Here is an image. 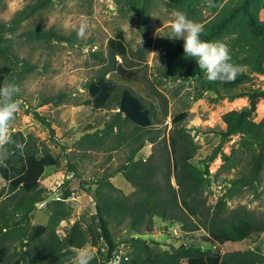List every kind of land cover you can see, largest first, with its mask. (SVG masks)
<instances>
[{
    "label": "rangeland",
    "instance_id": "1",
    "mask_svg": "<svg viewBox=\"0 0 264 264\" xmlns=\"http://www.w3.org/2000/svg\"><path fill=\"white\" fill-rule=\"evenodd\" d=\"M37 1L0 0V45H7L14 55L16 68L27 65L18 78H12L21 87V107L12 129L28 136L26 163L39 181L25 190L0 175V189L5 188L0 197V241L5 247L0 264H30L34 253L39 255L40 264H50L53 256L58 264H67V258L81 248L93 255L91 264H104L107 246L99 234L96 189L101 181H109L102 191L111 198H136L133 193L137 187L126 172L130 173L131 160L147 159L153 152L158 170L171 167L170 186L189 218L166 220L156 215L151 232L142 226L140 238L152 249L153 263L145 260V249L132 240L139 234L128 226L129 218L121 215L114 219L111 226L119 264H186L184 259L173 257L174 249L183 243L219 255L223 264L263 263L264 161L259 173L254 172V149L242 146L241 135L233 134L207 162L221 140L220 131L226 128L223 115L250 107V99L220 97L212 90L196 98L200 82L193 66L198 62L186 57L184 44L180 45L183 39L168 38L173 10L207 28L227 0H213V8L207 6V0H51L29 18L17 21L21 11ZM251 6L264 20V0H255ZM81 23L90 26L85 39L77 38ZM157 29H161L158 35ZM120 31L128 49L125 54L110 45ZM225 31L218 40L209 42L234 45ZM6 33L10 39L5 38ZM4 64L7 58L0 50V67ZM246 71L250 80L243 88L264 89V73L247 67ZM98 77L116 86L114 100L105 109H94L90 103L87 86ZM124 87L151 109L154 124L141 138H136L130 123L108 126ZM35 111L46 122L39 120ZM181 113L187 116L176 123L174 117ZM250 118L256 123L264 119V96L256 100ZM178 128L193 139L187 151H181L177 144ZM150 135L156 140L148 139ZM135 138L146 141L132 159L139 146ZM254 147L260 150L258 145ZM163 152L169 158L163 159ZM182 154H191L190 161L201 169L207 163L209 166L210 183L196 198L182 195L174 175ZM225 156L232 160L226 162ZM164 175L157 173L158 182L168 186ZM230 179H240L241 185L229 190ZM67 190L71 195L65 198ZM170 203L168 199L163 202L166 206ZM37 225H45L47 230L35 237ZM242 228L247 234L236 241L221 243L212 235L223 232L236 236ZM131 258L136 262L131 263Z\"/></svg>",
    "mask_w": 264,
    "mask_h": 264
},
{
    "label": "trees",
    "instance_id": "2",
    "mask_svg": "<svg viewBox=\"0 0 264 264\" xmlns=\"http://www.w3.org/2000/svg\"><path fill=\"white\" fill-rule=\"evenodd\" d=\"M49 1L51 0H38L34 5H27L21 11L17 21L20 22L29 18L36 11L43 8ZM143 1L145 2L146 0ZM184 1L190 2L192 0ZM254 1L255 0H227L218 16L208 24L207 28H205L203 36L205 41L218 40L222 32L226 30L225 32L232 37V41H235L234 45H228L233 62L239 65H245L250 71L264 73V20L259 19L257 14L253 12L251 5ZM48 34L56 36L59 39H65V37L56 33L48 32ZM2 41H4V39H2ZM183 44L184 41L181 42L180 45ZM110 45L120 53L125 54L128 49L125 43L124 32H118L117 39L111 40ZM0 50L7 58V64L0 67V86H3L6 79L12 81V78H18L22 70L27 69V65H22V69L16 68V66H18L17 61L14 59V55L11 54V51L8 50L7 45H0ZM193 69L194 72H197L200 82V89L196 94V98L202 97L206 90H212L220 97L228 96L230 98H235L239 96H248L250 99V107H244L239 110L234 109L223 115L226 128L220 131L221 140L213 153L209 155L207 162L215 158L229 136L240 134V144L254 149L252 153L253 171L259 173L264 161V119L256 123L250 118V115L255 109L256 100L264 96V89L249 87L245 90L243 88L244 84L250 80L246 70L243 74L239 75L234 82L221 83L219 81L209 82L205 78L204 72L199 68L198 63L193 66ZM87 87L91 96L90 103L94 109H105L110 107L111 102L114 100V92L116 89L112 81L98 77L90 81ZM115 105L118 110L115 112V117L112 122L108 125L110 128L115 124L123 122L132 124L133 131L137 136L136 138H141L145 133H149V130L154 124L151 116V109L140 96L135 94L130 88L124 87ZM35 116L42 122H46V118L38 113V111H35ZM186 116L187 113L178 114L174 117V121L178 123ZM51 130L53 132V129ZM107 130L108 128L105 129V134H107ZM177 133L179 141L178 143L173 142V144L176 145L177 143L181 151H187L189 148L188 144H192L193 139L181 128H178ZM10 134L13 141L23 145V149L16 148L14 144L5 146L0 156V175L15 187L22 186L25 190H31L39 181L26 163L25 146L28 141V136L24 134L22 130L18 129L11 130ZM121 135L123 134L121 133ZM136 138L134 143H138L139 146L133 151L131 156L132 159H134L136 151L142 148L146 141L145 138L142 139V141ZM148 139H151V141L156 140L154 137L151 138V135ZM255 145L260 147L259 151H256L257 148L254 147ZM165 157L169 158V156L163 152L162 158L164 159ZM190 158L191 154L181 155L180 163L174 167V175L180 185L182 195L190 194L192 197L196 198V196L210 183V171L208 163L204 169H201L197 165H194L190 161ZM225 158L226 162L232 160L230 156H225ZM131 161V170L130 173L126 172V177L137 187V190H135L136 193H133L136 198H131L129 195H123L122 198H111L102 191L103 187L107 185L109 181H104L105 184L101 181L100 185H98L99 187L96 189V216L99 234L107 246L104 264H108L109 261L117 255L118 243L115 239L111 223L114 219L120 218L121 215L129 218L128 226L134 230L135 234H139V237H132V240L141 246V248L145 249V260L150 263L154 262V253L147 244V241L140 238L142 228L144 227L146 232H151L154 226L153 218L156 215L162 216L166 220L175 218L184 221L189 218L188 212L177 201L175 191L170 186L169 179L171 176V167L168 166L165 170H158L154 160V152L150 154L147 159H136ZM159 171L165 173L164 178L167 180L169 187L166 185L163 186L162 183L158 182L159 178L157 173ZM230 183L232 186H230L229 190L238 188L241 185L240 179H232ZM90 188L91 187H89V190ZM4 193L5 188L1 187L0 197ZM226 194L227 192L225 195L220 196L219 205ZM70 195V190L64 193L65 198ZM167 199L171 201L170 206L163 204ZM187 209L195 213L194 209L191 207ZM46 230L47 228L45 225H37L34 228L35 237L44 234ZM246 234L247 231L243 228L236 236L230 234L225 235L223 232H212L214 239L221 243L242 239ZM204 238L208 239L207 236ZM4 255L5 247L0 241V261L3 259ZM125 257L126 256H124V259L122 258L123 261ZM173 257L184 259L186 264H220L221 260L219 255H212L201 249L200 246L185 243L174 249ZM56 260L57 257L53 256L50 264H58ZM130 260L131 263L136 262L135 259L131 258ZM30 264H40V257L37 253L30 256ZM221 264H223V261ZM261 264H264V262Z\"/></svg>",
    "mask_w": 264,
    "mask_h": 264
},
{
    "label": "clouds",
    "instance_id": "3",
    "mask_svg": "<svg viewBox=\"0 0 264 264\" xmlns=\"http://www.w3.org/2000/svg\"><path fill=\"white\" fill-rule=\"evenodd\" d=\"M207 6L216 7L213 0H207ZM171 15L173 19L169 23L168 38L183 39L186 57L198 62L199 68L209 82H234L239 75L245 72L246 66L233 62L230 48L225 43L201 39L205 32V26L202 23L188 18L184 12L179 10H173ZM89 27L87 23H81L77 29V38L85 39ZM161 29H157V35ZM5 38L10 39L11 35L6 33ZM20 94L21 87L14 81L6 79L3 86H0V151L8 144H14L16 148L23 149V145L13 141L10 134L16 114L20 111ZM92 259L93 255L89 250L81 248L75 250V254L67 258V264H91ZM109 264H119V257H114Z\"/></svg>",
    "mask_w": 264,
    "mask_h": 264
},
{
    "label": "crops",
    "instance_id": "4",
    "mask_svg": "<svg viewBox=\"0 0 264 264\" xmlns=\"http://www.w3.org/2000/svg\"><path fill=\"white\" fill-rule=\"evenodd\" d=\"M118 110V108H115V111L114 112H116ZM20 130V129H19Z\"/></svg>",
    "mask_w": 264,
    "mask_h": 264
},
{
    "label": "built area",
    "instance_id": "5",
    "mask_svg": "<svg viewBox=\"0 0 264 264\" xmlns=\"http://www.w3.org/2000/svg\"><path fill=\"white\" fill-rule=\"evenodd\" d=\"M109 2H110V1H109ZM111 2H112V1H111ZM111 2H110V3H111ZM11 130H13V129L11 128V129H10V132H11Z\"/></svg>",
    "mask_w": 264,
    "mask_h": 264
}]
</instances>
